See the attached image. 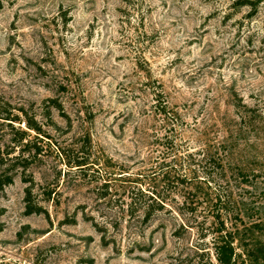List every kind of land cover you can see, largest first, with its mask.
<instances>
[{"label":"rangeland","instance_id":"obj_1","mask_svg":"<svg viewBox=\"0 0 264 264\" xmlns=\"http://www.w3.org/2000/svg\"><path fill=\"white\" fill-rule=\"evenodd\" d=\"M218 160L264 264V0H0V264H219Z\"/></svg>","mask_w":264,"mask_h":264},{"label":"trees","instance_id":"obj_2","mask_svg":"<svg viewBox=\"0 0 264 264\" xmlns=\"http://www.w3.org/2000/svg\"><path fill=\"white\" fill-rule=\"evenodd\" d=\"M54 102L55 106L57 108L61 107L60 102H57V100L52 99ZM7 116H3L5 118H11L9 117L10 114H5ZM27 126L31 129H35L37 131L40 130V125L37 124L35 120L32 118L27 119ZM20 135V140L25 137V134L27 133L26 130H22ZM28 143V140L25 142V144ZM205 155V159H206ZM200 161L202 158H199ZM81 162H78L79 164ZM217 166V171L219 172L220 175L225 177L226 179V184L224 188H217V186H213L215 188L213 195H214V201L213 204L215 206V211L213 212V216L216 218L218 222V226L215 227V230L213 231V239H212V245L214 247V253L215 257L218 261L219 264H238V259H237V250L236 246L234 245V233L232 230L227 229L226 223H225V218L232 214H236L239 216V211L240 208L238 206V200L234 196V188L230 182V175L234 174L233 172H230L231 174L228 173L227 169L225 166L218 160L214 161ZM206 173L207 177H212L210 176L212 174V171L210 170H204ZM237 177L239 179H242L244 181L243 183H248L249 184V177H250V172L245 171L243 168H240L239 171H236ZM168 173L166 174V171L162 175V179H167ZM229 176V177H228ZM213 179V178H212ZM165 181V180H164ZM239 181V180H238ZM26 199H30V188H26ZM154 199V198H153ZM160 201H163L162 198H159ZM134 204V196L131 194V200L128 202V206L132 209V206ZM27 211L32 212V211H40L42 206L38 205L36 203H33L29 200H27ZM148 208L149 206H145V215L148 213Z\"/></svg>","mask_w":264,"mask_h":264}]
</instances>
